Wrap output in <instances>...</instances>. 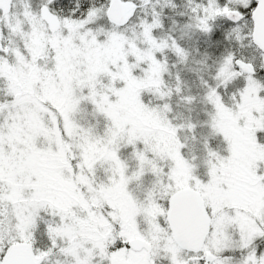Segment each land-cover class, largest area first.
<instances>
[{"label":"rangeland","instance_id":"obj_1","mask_svg":"<svg viewBox=\"0 0 264 264\" xmlns=\"http://www.w3.org/2000/svg\"><path fill=\"white\" fill-rule=\"evenodd\" d=\"M26 7L16 0L0 16V56L6 58H0V97L8 96L0 100V264L5 247L13 245H28L34 264L186 263L187 256L176 245L165 219L167 198L175 189L170 182L161 186L154 182L161 174L157 160H164L165 151L176 160L174 138L162 135L156 140L152 132L146 148L139 147L150 157L137 159L130 170L127 158L131 154L125 146L136 138L121 132L131 127L127 123L135 115L144 121L149 119L144 116L157 115L166 123V116L172 115L193 128L195 135L183 142L186 167L182 164L181 177L186 182L183 187L199 192L211 215L204 242L222 253L218 264H264V83L251 72L240 75L234 71L232 62L239 58L231 54L222 59L224 69L217 67L216 56L209 64L207 52L214 50V43L207 42L200 30H208L207 20L217 12L225 16L228 9L236 8L219 6L218 10L215 0H208L200 16L188 15L180 24L171 20L174 37L165 39L161 31L152 34V28L159 25L143 19L137 29L130 19L118 30L100 22L92 30L88 25L100 19L92 12L81 19L59 20L58 27L50 31L36 6L29 12ZM243 23L245 30L248 24ZM237 31L233 37L237 47L258 62L256 50ZM164 48L177 55L171 65L155 57ZM127 56H134L132 63H127ZM29 62L33 72L27 67ZM51 62L58 68L51 70ZM137 64L141 71L129 79L137 80L116 86L123 76L118 72ZM181 71L186 75L171 82L176 99L150 103V109L141 105V78H160L163 73L177 77ZM212 71L216 73L203 76ZM191 73L203 77L188 80ZM237 76L243 79L237 100L221 98L229 108L205 98L236 86ZM193 93L204 97L194 100ZM43 100L52 104L55 113L43 108L39 103ZM88 113L106 115L110 125L101 130L85 120L78 122L79 116ZM58 126L63 128L64 142ZM71 149L93 177L92 183L87 178L81 181L89 196L93 189L103 200L109 198L107 205L119 201L114 210L124 219L116 228L108 223L95 225L108 213L101 216L81 205L82 197L65 168L66 152ZM159 199H165L164 208ZM43 211L54 215L56 230L51 242L63 248L70 243L69 251L44 255L39 215ZM39 236L44 238L42 244L34 242ZM134 237L151 244L148 254L128 242ZM114 241L119 245L111 249ZM254 244L262 245L259 252L254 253Z\"/></svg>","mask_w":264,"mask_h":264},{"label":"trees","instance_id":"obj_2","mask_svg":"<svg viewBox=\"0 0 264 264\" xmlns=\"http://www.w3.org/2000/svg\"><path fill=\"white\" fill-rule=\"evenodd\" d=\"M135 4V10L133 13V16L131 19L135 20L136 23L135 29H137L138 21L141 19L145 20L144 22L147 24L159 25L160 27H154L152 28V34L153 36L159 35V31L164 35L165 39L173 38L174 33L171 31L169 27V23L171 20H173L175 23H182L187 18L188 15H192L195 18L201 15L202 8L207 5L208 0H130ZM108 0H66V3L63 4V8H55L54 5L51 6V8L55 11L58 18L60 20L63 19H81L84 16H88L89 14H96L97 19L95 20L91 25H88L89 23H86L89 28L92 30H95L96 24L103 23L107 28H115V29H121L125 26H119L112 24L109 22L105 15L104 10L106 7ZM215 3L220 8H236L239 9V11L242 13V16L238 23L231 22L228 19L225 18L223 13L218 12L211 16L207 20L208 24V30L205 31L200 28L201 32H203V38L206 36V41L209 43H214V50L208 49V60H214V57L216 56L218 59L217 67L224 69V64L222 63V59L227 54H231L233 57L239 58L245 62L252 63V76L255 77L260 83H264V75L262 70V53L260 50L251 43L250 40V27H251V20L249 18V12L251 8L253 7L252 0H248L246 3H240L239 0L237 2H229L226 0H215ZM60 9V10H59ZM246 22L248 24V28L245 30H242L243 22ZM133 23V22H132ZM130 23V24H132ZM134 24V23H133ZM86 25V26H87ZM237 26V27H235ZM235 27V28H234ZM162 28V30H161ZM238 30L236 33H238L240 38H245L249 41L251 46L256 50V52L259 55V61H254L251 58L247 56L244 50L240 49L239 43L235 42L234 40V32ZM202 38V39H203ZM158 39V37H157ZM159 40V39H158ZM172 52L169 49H162L157 50L154 54L155 57L159 61H165L167 64L171 65L174 61L177 60V55ZM173 54V55H172ZM128 55V54H127ZM3 56H0L2 58ZM5 58V57H3ZM6 59V58H5ZM30 60V59H29ZM127 63H132L134 60V56H127L126 57ZM234 61L232 62V64ZM210 64V62H209ZM140 65H144V63H141ZM234 71H237L240 73V75H243L247 72H243L240 68H238L235 64H233ZM49 68L51 70L57 69L58 66L53 65L52 62L49 63ZM134 68V71L132 70ZM11 69V68H10ZM9 69V71H10ZM130 71L132 73H130ZM141 71L139 70V64L132 66L131 70L124 67L122 70H120L118 73L122 72L123 76L121 79L116 80V86L119 85V82H123L128 80V84L131 83L130 79L131 75L136 77L138 73ZM224 71V70H222ZM136 72V73H135ZM216 71L212 72H205L203 76H206L208 74L214 75ZM250 73V72H249ZM8 77L11 78L10 72H8ZM183 75H186L183 71L179 74L177 77L168 76L165 73L161 75L160 78H148V79H140L142 80L140 87H143V90L141 91V105L146 106L150 109V103H158L161 101L166 100H174L176 99V95L174 92H172L173 89V81L183 78ZM203 76L199 74L191 73L188 77V80H197L201 79ZM223 76V72L222 75ZM187 79V78H186ZM137 80V79H136ZM135 80V81H136ZM236 86L233 85V88L231 89H221L217 90L215 93L210 94L209 96H206L205 98H210L212 101H209L210 103H218L225 108H229V105L225 102V99H221L222 97L232 98V101H236L238 98V95L240 93V90L242 89L243 79L241 76L236 77ZM37 91L40 92V89L37 87ZM262 95V93H259ZM204 96H201L199 94L193 93L192 98L194 100L202 98ZM41 105H43V108L47 107L52 109V111L55 113V109L52 108V104H50L49 101H39ZM59 107V106H58ZM151 112V110H150ZM146 118V121L142 120L140 116H133L132 122L127 123V125L131 126L129 128H123L121 134L122 135H133L136 139L125 146V150L128 151V158L127 162H130L129 168L130 170L132 168H135V166L132 164L137 159L143 160L144 158L150 157L149 153L142 152L139 147H143L144 149L147 146L146 141H152L151 140V134L153 132V135L156 134L158 138L156 140H160L162 135L168 136V138L173 137L174 142L172 145V148L176 150L175 158L169 153V150L165 151V157L164 160L161 161L158 159L157 165L161 171V174H158L155 178V183L159 186L161 185H172L175 190L182 188L186 185L185 180L182 179V172L184 171V168L186 167V161L184 159L186 153H185V147H184V139L188 136L195 135V132L193 131V128L188 126L185 122H179L175 116H166L167 117V123L166 120L158 118L157 115H151V116H144ZM50 118V117H49ZM127 121L129 122V117H127ZM47 121H49L48 118H46ZM85 120L86 123H93L96 128L98 129H106L110 125V122L108 120V117L102 113H97L95 115L87 114L86 117L79 116L78 122H81ZM138 122L140 123V126L138 125ZM107 124V127L105 125ZM58 129L60 131V136L62 139V142H64V132L63 128L58 126ZM146 136V138H144ZM140 139V140H139ZM155 140V139H154ZM209 146H212V143L209 142ZM178 148H177V147ZM142 152V153H141ZM70 154V155H69ZM66 152V160L68 162V166L65 167L66 171L69 175V181L72 182L73 186L77 188L79 191L82 200L81 205H86L87 207H90L93 209V211L96 210V212H100L101 216H105L108 213V216L106 219L100 220L99 223L96 222L95 225L99 224H105L108 223V227L116 228V225L119 224L120 221H122L124 218L118 215V212L114 209L119 207V201H115L113 204H109V198H105L104 200L101 198L99 194H96L93 189H91V196H89L87 190H85L84 185L81 181L82 179L87 180L92 183L93 177L91 174H89V170L86 168L85 163L82 162V160L77 156V154L74 152L73 149H71L70 153ZM181 160V161H179ZM176 162H180L181 164L176 165ZM183 164V166H182ZM203 167V166H201ZM96 170V169H95ZM97 171V170H96ZM79 174L84 175V177L79 178ZM147 175V174H146ZM185 176V175H184ZM143 179L148 180V176H145ZM188 185V184H187ZM87 186V185H86ZM88 187V186H87ZM173 189V190H174ZM174 190V191H175ZM47 200L49 201L48 197ZM160 203L162 204V207L164 208L165 199L164 201H161L159 199ZM51 202V201H49ZM86 203V204H85ZM77 205V203H75ZM47 206H49V203L47 202ZM69 208V207H67ZM222 210V208H221ZM45 211L41 212L40 215V229L44 231L45 239L42 236H39L38 240H34V242H38L39 244L42 242V239H44V244H42V249H44L45 254L47 257L62 254L63 252L68 249V251L71 249V245L67 246V248H63L61 245H56L54 242H51L52 240V234L53 229L56 230V226L54 228V220L53 216L50 213H44ZM44 215V216H43ZM94 220V215L92 216ZM45 222L43 225L41 224V220ZM98 221V220H97ZM95 223V222H94ZM42 237V238H41ZM73 238V235L72 237ZM33 242V243H34ZM119 242L114 241L111 246V249L117 245ZM56 245V246H55ZM35 249V247H33ZM42 254V253H39ZM40 256V255H39ZM41 259V257H39Z\"/></svg>","mask_w":264,"mask_h":264},{"label":"water","instance_id":"obj_3","mask_svg":"<svg viewBox=\"0 0 264 264\" xmlns=\"http://www.w3.org/2000/svg\"><path fill=\"white\" fill-rule=\"evenodd\" d=\"M8 1L0 0V7L3 10L7 9ZM253 2L254 6L250 11V39L263 54L262 69L264 74V0H253ZM134 9L135 5L128 0H108L105 16L111 23L121 25L131 17ZM40 12L49 28L56 29L59 23L58 19L49 11L47 6L43 5ZM225 17L232 22H236L240 19L241 13L237 9H228ZM234 63L243 71H251V66L239 59H235ZM171 208L176 211L173 217L170 216ZM166 218L173 238L177 242H179L180 236L188 231H199L198 237H195L193 241L201 242L208 231L209 216L198 192L191 188L179 189L169 196ZM130 243L135 247H149L148 244L139 239H132ZM21 257L24 258L25 264H34L30 258L31 253L28 245L9 247L3 256L2 264H13ZM120 264H123V262L120 261Z\"/></svg>","mask_w":264,"mask_h":264},{"label":"flooded vegetation","instance_id":"obj_4","mask_svg":"<svg viewBox=\"0 0 264 264\" xmlns=\"http://www.w3.org/2000/svg\"><path fill=\"white\" fill-rule=\"evenodd\" d=\"M16 0H9L8 1V7L6 10H3L2 7H0V16H2L6 11L9 10L10 6L15 2ZM23 3L26 4V7L27 9H25L26 11H30L31 8L35 7L36 6V12L38 14V16L40 17V19L46 24V26L48 27L47 23L41 18V12H40V8L45 5L47 6V8L49 9V11L51 13H53L55 16H57V14L55 13V11L51 8L52 5H54L55 8H63V4L66 3V0H52V2H49L48 4L44 3L43 0H22ZM60 10V9H59ZM58 18V16H57ZM59 20V18H58ZM49 28V27H48ZM50 31H52L51 29H49ZM2 93H4L2 91ZM6 94V93H4ZM7 94L5 95V97H0V100H4V99H7ZM175 210L171 208V211H170V216L173 217V215L175 214ZM209 217H210V222H209V226H210V223H211V215L208 214ZM208 231H209V228H208ZM207 231V233H208ZM199 231H188L186 233H184L183 235L180 236V239H179V242H177L176 240V245L185 253H183L184 255L187 256V260H186V263L189 262L190 264H218V261L222 258V253L219 252V253H216L215 250H212L208 245V242H204L206 236H207V233L205 234L203 240L201 242H195L193 240H195L194 238L195 237H198V233ZM132 238V237H131ZM130 238V239H131ZM135 238V237H134ZM128 239V242L130 243V240ZM136 239V238H135ZM18 243H21L23 241H16ZM25 243V242H23ZM145 243H148V242H145ZM11 245V244H10ZM149 248H145V247H139V248H136V249H145L146 253L148 254L150 252V249H151V244H149ZM264 246V244H263ZM254 247V253L255 252H259L262 248V245H258V244H254L253 245ZM6 248L5 247V250L3 251V254H2V257L6 251ZM135 248V247H134ZM232 259H234L232 257ZM185 263V264H186ZM13 264H25L24 263V258L21 257V258H18V260L13 263Z\"/></svg>","mask_w":264,"mask_h":264},{"label":"bare ground","instance_id":"obj_5","mask_svg":"<svg viewBox=\"0 0 264 264\" xmlns=\"http://www.w3.org/2000/svg\"><path fill=\"white\" fill-rule=\"evenodd\" d=\"M27 67L28 68H31L32 69V72H33L34 68H32L33 66L31 65V62L28 63Z\"/></svg>","mask_w":264,"mask_h":264}]
</instances>
